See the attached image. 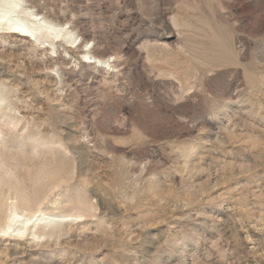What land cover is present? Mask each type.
Returning a JSON list of instances; mask_svg holds the SVG:
<instances>
[{
	"label": "rangeland",
	"instance_id": "obj_1",
	"mask_svg": "<svg viewBox=\"0 0 264 264\" xmlns=\"http://www.w3.org/2000/svg\"><path fill=\"white\" fill-rule=\"evenodd\" d=\"M26 4L79 48L0 30V224L71 221L0 264H264V0Z\"/></svg>",
	"mask_w": 264,
	"mask_h": 264
},
{
	"label": "bare ground",
	"instance_id": "obj_2",
	"mask_svg": "<svg viewBox=\"0 0 264 264\" xmlns=\"http://www.w3.org/2000/svg\"><path fill=\"white\" fill-rule=\"evenodd\" d=\"M0 30L1 32L30 40L34 46L40 49H49L51 52L59 42L70 44L69 50L79 48V45L75 46L77 39L69 21L60 23L52 20L38 10L28 6L26 0H0ZM89 42H87V45ZM73 51L71 50L72 54H74ZM53 52H57L56 49ZM82 52L84 57L87 58L86 61H83L84 63L94 61L102 64L105 62L103 58L96 55L95 51H91L93 55ZM2 99L3 96L0 95V104ZM2 204L0 203V208ZM24 205L27 206V204ZM7 209L5 221L2 225L0 224V233L6 238L14 240L23 239L26 234L38 237L39 231L55 228L61 222L71 221V216L68 214L50 213V211H45L46 209L36 208L37 210L32 212L25 211L26 209L20 210L15 205V202L9 203ZM37 230L39 231L37 232ZM31 239L33 238L31 237Z\"/></svg>",
	"mask_w": 264,
	"mask_h": 264
}]
</instances>
